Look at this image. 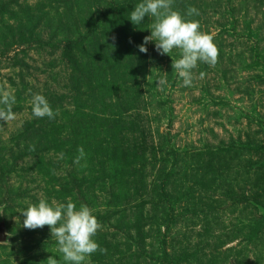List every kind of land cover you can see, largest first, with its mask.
<instances>
[{
    "label": "rangeland",
    "instance_id": "374dc122",
    "mask_svg": "<svg viewBox=\"0 0 264 264\" xmlns=\"http://www.w3.org/2000/svg\"><path fill=\"white\" fill-rule=\"evenodd\" d=\"M140 2L0 0V95L16 97L15 118L0 120V264L51 256L64 264L48 226L23 227L21 210L40 199L93 210L101 250L90 264H264V0H173L182 14L199 10L190 19L219 50L214 66L198 63L190 87L172 68L179 50L161 55L149 42L139 51L154 22L137 28L128 19ZM76 62V78L100 70L118 87L95 125H138L110 145L128 148L132 176L115 179L119 165L96 150L85 147L78 164L79 151L61 152L81 116L73 117L90 113L81 107L88 88L72 81ZM34 93L47 97L54 119L32 115ZM52 124L61 133L48 131ZM105 129L95 142L107 143ZM71 175L86 178L82 190L56 193Z\"/></svg>",
    "mask_w": 264,
    "mask_h": 264
},
{
    "label": "clouds",
    "instance_id": "9594fccd",
    "mask_svg": "<svg viewBox=\"0 0 264 264\" xmlns=\"http://www.w3.org/2000/svg\"><path fill=\"white\" fill-rule=\"evenodd\" d=\"M172 5L173 0H141L130 12L128 19L138 28L145 17L154 18L150 25L151 34L138 46L139 51L146 54L149 42L155 43V48L161 55L170 56L174 49L179 50L180 58L173 61L172 68L182 80V86L190 87L193 70L198 63L214 66L218 61L219 50L214 37L201 30L198 20L190 19L200 15L197 8L190 6L182 14L174 10ZM203 75L201 73V78ZM15 103L16 97L12 93L0 95V120L15 118L12 111ZM29 103L32 115L36 118L54 119L57 115L47 97L41 93L32 94ZM78 151L79 155L74 160L77 164L86 155L83 147ZM20 213L24 228L34 230L49 227L51 238H54L58 251L63 254L64 264H90L92 254L101 250L95 240L101 225L87 205L77 207L71 199L65 203L40 199ZM47 261L48 264H60L55 256L49 257Z\"/></svg>",
    "mask_w": 264,
    "mask_h": 264
},
{
    "label": "trees",
    "instance_id": "16d2710c",
    "mask_svg": "<svg viewBox=\"0 0 264 264\" xmlns=\"http://www.w3.org/2000/svg\"><path fill=\"white\" fill-rule=\"evenodd\" d=\"M129 7L131 8H135L134 5H130ZM129 8V9H131ZM10 32V31H9ZM8 32V33H9ZM16 32V31H15ZM11 33V32H10ZM18 33L23 34L24 30L22 28L18 27ZM31 33L29 31V36L31 37ZM126 48L128 49V46H126ZM128 52V51H127ZM131 59L128 60L131 62L130 66H128V75L126 76H133V56L131 55ZM76 64L75 65H71L73 68V74L74 71L77 72L78 74V68H76ZM136 71V70H135ZM71 75L72 77V81L76 82L77 86H81V87H85V89H87L88 92H85V103L86 102H90V104H83L81 107L84 108H88L90 110V113L88 114H84V112L82 111L83 114H79L80 111L77 112L76 117H80L81 121L79 118L75 119V124H72L73 127L71 128L72 132L70 131V138L66 139L65 142L68 145V150H65V145L63 144L61 152L62 153H66L67 155H75L78 154V149L83 147V149L86 147L87 150H96V153L94 151V156H98V157H102L103 161H112V162H116V164L119 165L118 170L117 168L112 167L111 172L113 173L114 178L116 179L117 177H124L126 174L128 176H132V171H131V165H133L134 161L132 162L128 160V152H130L128 150V148L124 147L123 144L118 147H116V143L114 144V146H110L112 143H114L115 141L117 142V134H119L120 132H125V135H133L136 134L137 132H139L137 130L138 125H136L135 123H133L132 121H127L124 124H120L121 123V118L120 120H117L116 123H111L109 121H105L102 120L104 122V124L101 125H95L96 123L94 122L96 119V117H93V114H95V112H97L96 114L99 115H104L105 113V109L103 107H107L106 102L110 101L114 94H116V90L118 87H116L115 85H113V81H107V80H103V77L101 78V71L97 70L94 74L93 78H86L85 77H75L74 75ZM114 74V73H113ZM124 85V84H123ZM76 86V89L79 91V87ZM112 86L114 87V90L112 88ZM105 91H109L108 93L105 94ZM108 99V100H107ZM97 101L100 102V106L98 107ZM128 108L127 106L118 109V114L120 116H122V118L127 115L128 112ZM84 115V116H82ZM85 116L88 117V119H85ZM103 117V116H102ZM100 119V118H99ZM99 119H97V121H99ZM106 119V118H105ZM85 120V121H82ZM134 120V119H133ZM136 121V120H134ZM137 122V121H136ZM54 124V123H53ZM52 124V126H50V129L48 131H52L55 134L61 133L62 127L63 126H54ZM118 125V126H117ZM136 126V130H134V127ZM105 127L106 129L104 130V137L108 138L107 143L101 142V140L99 142H95L94 137L92 136L93 134H96L97 132H100V130ZM74 129V130H73ZM46 135V134H45ZM44 135V136H45ZM123 139L126 138V136L122 137ZM46 139V138H44ZM127 140V139H126ZM77 148V151H76ZM130 149V148H129ZM77 152V153H76ZM76 156V155H75ZM137 159V158H136ZM144 160L143 158H140L138 161ZM142 163V162H141ZM114 168V169H113ZM92 178V177H91ZM86 181V178L84 179V177L80 178L77 177L75 175H71L70 176V183L66 184L69 185L70 188H68L65 184H61L59 186V190L55 191L58 194H69V196L71 195V193H77L80 192L83 188V184ZM69 189L72 191L70 192ZM136 223V231L139 232L140 231V220L135 221Z\"/></svg>",
    "mask_w": 264,
    "mask_h": 264
},
{
    "label": "water",
    "instance_id": "95a60500",
    "mask_svg": "<svg viewBox=\"0 0 264 264\" xmlns=\"http://www.w3.org/2000/svg\"><path fill=\"white\" fill-rule=\"evenodd\" d=\"M2 238V235H1V229H0V239Z\"/></svg>",
    "mask_w": 264,
    "mask_h": 264
}]
</instances>
